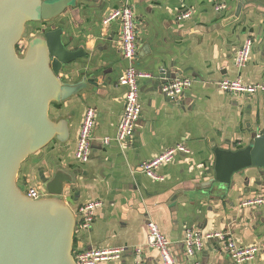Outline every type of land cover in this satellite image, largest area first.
Segmentation results:
<instances>
[{"label":"crops","instance_id":"obj_1","mask_svg":"<svg viewBox=\"0 0 264 264\" xmlns=\"http://www.w3.org/2000/svg\"><path fill=\"white\" fill-rule=\"evenodd\" d=\"M125 1L76 0L72 10L33 27L31 36L61 29L66 47L82 49L85 56L59 73L61 82L78 91L49 111L54 121L66 122V141H53L28 157L17 184L45 195L46 181L62 170L72 180L64 184L63 200L75 217L88 202H100L91 227L74 235L75 252L123 249L120 259L99 264H135L136 249L142 264H164L158 251L145 245L149 222L170 242L173 264H238L225 241L204 239L190 256L184 239L190 231L226 233L239 247L264 243V203L246 204L264 195V169L245 168L222 186L213 171L215 149L241 150L264 133V91L231 94L218 86L225 79L264 81V0H129L136 23L134 66L148 77L138 81L141 112L134 133L118 143L126 93L119 79L131 62L121 52L119 22L104 20ZM218 5L226 9L217 11ZM184 12L190 17L179 21ZM246 39L252 40L250 57L239 70L234 55ZM175 78L190 80L191 87L172 101L161 86ZM89 108L95 111L90 152L88 161L79 163L75 146ZM169 149L183 151L156 170L159 179L141 171ZM240 264H264V250Z\"/></svg>","mask_w":264,"mask_h":264},{"label":"water","instance_id":"obj_2","mask_svg":"<svg viewBox=\"0 0 264 264\" xmlns=\"http://www.w3.org/2000/svg\"><path fill=\"white\" fill-rule=\"evenodd\" d=\"M75 7L76 0H0V264H76L78 222L63 200L71 177L55 171L38 200L17 184L28 157L66 141V122L54 121L49 111L78 91L61 82L59 73L85 56L66 47L61 29L31 36L29 25L47 24ZM26 36L31 38L23 42ZM249 167L264 169V133L244 149L225 145L214 151V181L221 186Z\"/></svg>","mask_w":264,"mask_h":264},{"label":"built area","instance_id":"obj_3","mask_svg":"<svg viewBox=\"0 0 264 264\" xmlns=\"http://www.w3.org/2000/svg\"><path fill=\"white\" fill-rule=\"evenodd\" d=\"M226 9L224 5H218L217 11ZM190 17L189 12H184L178 20L182 21ZM116 20L120 25V47L123 57L131 62L126 69L123 76L119 79V84L126 88L124 96L123 112L118 123L116 132V141L118 143L127 142L133 135L135 126L139 120L141 106L138 99V81L148 76L140 73L134 66V61L137 56V40H136V23L133 10L130 6L129 0H126L121 7L111 12L110 15L104 20V23ZM252 47V40L246 39L241 47L235 52L234 65L237 69H243L247 64ZM219 88L225 93L231 94H246L253 95L260 91H264V81L258 84H248L243 82L240 78L232 80H223L219 83ZM191 87V81L188 79L175 78L166 80L161 86V93L168 99L177 100L185 90ZM95 123V111L87 109L81 122L79 135L77 138L74 157L79 163H86L88 161L90 152V143L92 130ZM107 142V140H106ZM183 151V149H177ZM175 149H169L158 157L142 164L141 171L152 179H159L156 170L163 164L170 162L175 152ZM25 195L33 200H38L44 195L36 189H28L24 192ZM264 203V195L250 201L248 205H260ZM100 206V202H88L80 207L76 213L78 228L88 230L94 219L95 209ZM148 235L145 245L147 248L155 249L158 251L164 264H173V260L169 251L170 242L161 234L156 224L149 222L147 224ZM226 233H215L203 236L197 232H187L184 243L188 255L193 256L196 252L200 251L204 239L217 238L225 241L226 251L228 255L238 264L246 263L254 259L255 255L264 250V243L261 245L250 247H239L232 240L229 239ZM123 252L122 248H92L73 253L76 264H99L112 262L120 259ZM135 264H142L141 251L135 250Z\"/></svg>","mask_w":264,"mask_h":264},{"label":"rangeland","instance_id":"obj_4","mask_svg":"<svg viewBox=\"0 0 264 264\" xmlns=\"http://www.w3.org/2000/svg\"><path fill=\"white\" fill-rule=\"evenodd\" d=\"M35 25H36V24H30V25H29V34L34 32L33 27L35 28ZM35 30H36V29H35ZM39 32H40V31H39ZM39 32H38V33H39ZM30 38H31V36H26V37H24L23 42L28 41ZM23 192H24V191H23Z\"/></svg>","mask_w":264,"mask_h":264},{"label":"trees","instance_id":"obj_5","mask_svg":"<svg viewBox=\"0 0 264 264\" xmlns=\"http://www.w3.org/2000/svg\"><path fill=\"white\" fill-rule=\"evenodd\" d=\"M20 50H21V49H17V51H19V52H20ZM73 253H74V243H73Z\"/></svg>","mask_w":264,"mask_h":264}]
</instances>
